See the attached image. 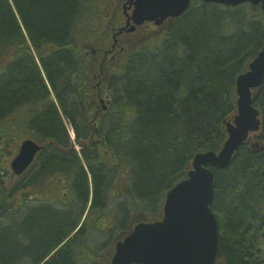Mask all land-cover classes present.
Listing matches in <instances>:
<instances>
[{
	"label": "trees",
	"instance_id": "trees-1",
	"mask_svg": "<svg viewBox=\"0 0 264 264\" xmlns=\"http://www.w3.org/2000/svg\"><path fill=\"white\" fill-rule=\"evenodd\" d=\"M115 4L0 0V264H99L97 246L158 215L194 154L225 139L236 76L264 40L259 7L191 0L163 31L142 27L113 69L104 60L97 87L85 46ZM254 104L264 111V84ZM29 137L43 147L12 178L6 150ZM213 173L217 264H264V153L243 145Z\"/></svg>",
	"mask_w": 264,
	"mask_h": 264
},
{
	"label": "water",
	"instance_id": "water-1",
	"mask_svg": "<svg viewBox=\"0 0 264 264\" xmlns=\"http://www.w3.org/2000/svg\"><path fill=\"white\" fill-rule=\"evenodd\" d=\"M236 6L243 2L260 4L264 0H203ZM190 0H129L131 14L117 31L132 32L144 21H163L180 16ZM132 21V23L130 22ZM264 80V41L248 68L235 79L236 114L224 120L226 137L219 150L197 151L184 178L165 194L161 216L140 221L132 231L115 241L110 264H213L218 247V224L210 208L213 200V168H226L249 131L259 129V111L253 106L252 88ZM105 108V106H104ZM42 145L31 138L23 139L10 161L11 176L21 175L33 162Z\"/></svg>",
	"mask_w": 264,
	"mask_h": 264
},
{
	"label": "rangeland",
	"instance_id": "rangeland-1",
	"mask_svg": "<svg viewBox=\"0 0 264 264\" xmlns=\"http://www.w3.org/2000/svg\"><path fill=\"white\" fill-rule=\"evenodd\" d=\"M115 1H116V4L114 6L113 14H111L109 16V18L106 20V22H105L106 26L100 32L101 36L98 38L92 39L91 41H89L87 43V46H85V53L88 52L90 54L91 62H92V63L90 62L88 64V73L94 74L92 76V78L95 80L94 83H95V86H97V87H99L100 81H99V79H95V77L98 76L99 72L103 73L105 68L107 67V64L102 65L101 58L104 56V51L108 50L109 48H112V45L114 44V43H112L113 42L112 35L115 31L114 28L121 26L123 24V21H124V18H122V3H121L122 0H115ZM143 27H146V26H143ZM140 29H138V31H140ZM138 31H136L135 33H132L130 35L125 34V36H123L122 38H118V44L119 43H122V44L128 43V46H131L132 44L135 43ZM93 50H97L96 55H94L96 52L94 53ZM120 50L121 49L118 46H115L113 48V51L107 55V59H109V60L113 59V57L110 58L112 53H114V55H117L118 53L119 54H122V53L125 54L128 51V50L124 49L122 52H120ZM99 91H100V94H97V96H95V98L92 99V105H93L92 110H93V112H96L100 109L99 97L100 96L103 97L104 90H99ZM67 129L69 131V136L71 137L72 140H74L75 139V133L73 132L70 124H67ZM21 140L22 139L15 140L11 144V146L8 147V149L6 150L5 157L3 158V160L5 161L6 169L9 173L11 171L10 167H9L10 161L13 158V156L17 153ZM74 146L76 147L77 150L79 149V146L77 144H74ZM97 247L98 248H96V250L93 252L96 253L95 255L101 256L100 259H101L102 264H108L107 262H109L110 255L112 253V248L109 247L107 250H105L106 248H104V247L102 249H101V246L100 247L97 246Z\"/></svg>",
	"mask_w": 264,
	"mask_h": 264
},
{
	"label": "flooded vegetation",
	"instance_id": "flooded-vegetation-1",
	"mask_svg": "<svg viewBox=\"0 0 264 264\" xmlns=\"http://www.w3.org/2000/svg\"><path fill=\"white\" fill-rule=\"evenodd\" d=\"M123 2H125V1H123ZM125 21H126V19H124L123 23H125ZM125 34L130 35L129 33H125V32L123 34L122 33L115 34L114 35L115 40H114V44L112 47H115V44H117L119 47H122V43L118 44L117 36L119 38H122L123 36H125ZM111 51H113V48L111 50L107 51L105 54H108ZM104 59H105V57L101 58V61H104ZM263 84H264V81H263ZM261 88L258 90L257 94L261 91ZM257 94H256V96H257ZM254 101H255V98H254ZM259 117H260V128L257 131L249 133L247 140L244 143V145H247L249 148L258 152L259 154H262V153H264V111H263V108H260ZM98 261H99V264H102L101 259Z\"/></svg>",
	"mask_w": 264,
	"mask_h": 264
},
{
	"label": "bare ground",
	"instance_id": "bare-ground-1",
	"mask_svg": "<svg viewBox=\"0 0 264 264\" xmlns=\"http://www.w3.org/2000/svg\"><path fill=\"white\" fill-rule=\"evenodd\" d=\"M114 65H115V61H111V60L108 61V66H109L110 69H113V68H114ZM239 148H240V147H239ZM77 229H78V226L75 227V228L71 231L70 236H73L74 233L77 231Z\"/></svg>",
	"mask_w": 264,
	"mask_h": 264
}]
</instances>
